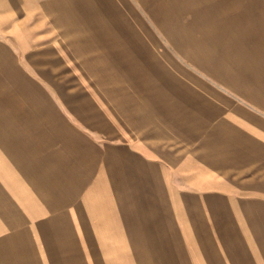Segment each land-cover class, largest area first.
I'll return each mask as SVG.
<instances>
[{
  "label": "crops",
  "instance_id": "1",
  "mask_svg": "<svg viewBox=\"0 0 264 264\" xmlns=\"http://www.w3.org/2000/svg\"><path fill=\"white\" fill-rule=\"evenodd\" d=\"M261 248L264 0H0V264Z\"/></svg>",
  "mask_w": 264,
  "mask_h": 264
},
{
  "label": "rangeland",
  "instance_id": "2",
  "mask_svg": "<svg viewBox=\"0 0 264 264\" xmlns=\"http://www.w3.org/2000/svg\"><path fill=\"white\" fill-rule=\"evenodd\" d=\"M194 240H197V239H192V238H189V243H190V245L193 243V241ZM234 240V239H233ZM204 242L206 243V239L204 240ZM185 245H187L186 243H185ZM191 248V247H190ZM202 249V248H201ZM203 249H205V248H203ZM260 261H262V262H264V248H261L260 249ZM201 260H207V258L204 256V258H202ZM214 260H216V261H225L226 259H225V255L224 254H222L221 252H220V255L219 254H215L214 255Z\"/></svg>",
  "mask_w": 264,
  "mask_h": 264
}]
</instances>
